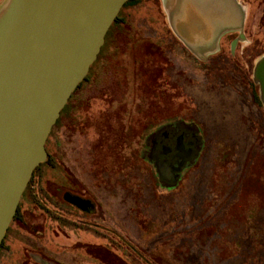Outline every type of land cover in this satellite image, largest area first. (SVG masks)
Returning <instances> with one entry per match:
<instances>
[{"label":"rangeland","instance_id":"rangeland-1","mask_svg":"<svg viewBox=\"0 0 264 264\" xmlns=\"http://www.w3.org/2000/svg\"><path fill=\"white\" fill-rule=\"evenodd\" d=\"M8 1L0 0V12ZM247 2L248 29L241 38L255 41L254 49L234 56L228 50L213 66L201 61V70L184 67L183 72L179 60L169 56V40L163 45L157 32L164 24L157 0L126 5L120 15L126 23L111 30L89 81L73 95L48 138L55 168L50 161L37 169L39 196H48L57 185L78 188L73 183L79 181L93 192L101 183L104 198L120 196L130 174L136 187L129 193L125 189L129 203L119 205L120 222L147 261L264 264V107L252 102V67L264 56V0ZM249 63L247 73L240 72ZM177 79L190 86L189 95L195 91L199 120L209 136L178 186L164 189L155 187L145 164L123 147L140 137L150 116L174 113ZM129 167L134 169L128 174ZM125 255L144 264L138 255ZM104 257L117 258L107 252ZM97 263L89 258L85 264Z\"/></svg>","mask_w":264,"mask_h":264},{"label":"flooded vegetation","instance_id":"flooded-vegetation-1","mask_svg":"<svg viewBox=\"0 0 264 264\" xmlns=\"http://www.w3.org/2000/svg\"><path fill=\"white\" fill-rule=\"evenodd\" d=\"M243 2L249 6L247 0H243ZM249 16L250 6L248 18L242 32L238 30L225 31L221 38V50L211 55L207 60H201L185 51L182 42L178 43L175 38H167L164 24L163 28H160V32L158 30L157 32L163 35V38L160 39L161 41L163 40L161 42L163 45L168 40L175 43L174 46L177 48L171 47L172 53L169 56L179 60L181 72L186 71L185 68L199 71L201 70V61L211 63L213 66L216 60L221 61L223 59L222 57L228 50L231 56H234L237 52L245 54L247 47V51L254 49L256 46L255 41L250 43L249 38L246 40L241 38L243 33L247 35ZM125 23L124 19V21L117 23L113 28L111 25L107 32L105 43L95 62L98 61L104 47L108 43L111 30L116 32ZM169 41L168 44L171 45ZM234 45H236L235 52H232V46ZM173 51L179 52L174 53ZM247 55L250 58L251 52L247 53ZM166 57L169 58L168 55ZM254 62L255 60H253L252 64ZM257 62L252 67V71H254L252 102L259 109V107H264V103L261 98L260 84L255 78ZM250 66L251 63L246 65V68L239 70L246 74ZM91 70L92 66L88 75H90ZM172 76L175 75L172 74ZM243 80L245 82L248 81L244 77ZM194 82L195 80L191 79L188 83L193 85ZM187 85L186 82L184 83V81L181 82L177 79V101L174 113L163 117L150 116L138 135L140 137L136 141L130 142L128 146L123 147V152L127 150L129 155L135 153L138 159L145 164L149 174L155 179V187H163L164 189L177 187L182 180L184 170L190 164L198 161L206 145L205 136H209L208 130L206 129L205 131L203 126L204 123L199 120V104L195 103L193 100L194 96H192L195 91L192 90V94L189 95ZM256 88L258 89L257 91ZM59 119L49 136L54 131ZM47 145L48 140L46 143L48 158L45 162L50 163L51 161L52 166L55 168ZM133 169L134 167H129L128 174ZM36 174L37 169H35L22 195L17 213L4 237L0 248V264H46L45 262L54 264H85L89 258L98 262L97 264H135V261L125 255L126 253L138 255L144 261V264H152L151 260L147 261L145 259L146 254L123 231L124 228L120 222L121 215L119 213L121 209L119 205L121 204L125 207L129 203L128 198L124 194L129 193V190H133L136 187V182L131 179L130 174L128 175V181L123 182L121 186L123 196L113 195L106 198L103 196V187L99 186L102 185L101 183L96 185L97 191L93 192L89 191L87 187L89 185L80 181L73 183L78 188L68 185H57L52 188L48 196H39L41 187L40 183H35L34 181ZM83 188H86L87 191L82 190ZM125 189H127V193ZM111 191L114 190H110L107 193ZM106 199L110 201H105ZM106 204L109 205L110 210L105 207ZM115 206L116 210L113 208ZM117 251L123 253V260ZM104 252H107L108 256L112 254L113 258L117 257V260L107 261L104 257Z\"/></svg>","mask_w":264,"mask_h":264},{"label":"water","instance_id":"water-1","mask_svg":"<svg viewBox=\"0 0 264 264\" xmlns=\"http://www.w3.org/2000/svg\"><path fill=\"white\" fill-rule=\"evenodd\" d=\"M127 1L9 0L0 12V248L54 125ZM255 78L264 103V56Z\"/></svg>","mask_w":264,"mask_h":264},{"label":"crops","instance_id":"crops-1","mask_svg":"<svg viewBox=\"0 0 264 264\" xmlns=\"http://www.w3.org/2000/svg\"><path fill=\"white\" fill-rule=\"evenodd\" d=\"M157 4L164 16L166 37L182 42L185 51L201 60L221 50L225 31H241L249 14L243 0H157Z\"/></svg>","mask_w":264,"mask_h":264},{"label":"trees","instance_id":"trees-1","mask_svg":"<svg viewBox=\"0 0 264 264\" xmlns=\"http://www.w3.org/2000/svg\"><path fill=\"white\" fill-rule=\"evenodd\" d=\"M136 1H137V0H129V1H127V2L125 3V5L122 7V9H123L126 5L136 3ZM122 9H121V10H122ZM120 15H121V11H120L119 15L117 16L116 20L113 22V24H112V28H113L117 23H119V22H121V21H124V18H122ZM95 63H96V62H95ZM95 63H94V64H95ZM94 64L92 65V67L94 66ZM89 78H90L89 75L86 76L85 80L82 81V82L80 83V85L78 86V88L72 93V95H71V97H70L68 103H67L66 106L63 108L61 114H62V113L64 112V110H66V108L69 106V104H70V102H71V100H72V98H73V95L77 92V90H78L83 84H85V82H86L87 80H89ZM42 164H43V163H41L36 169L40 168V166H41Z\"/></svg>","mask_w":264,"mask_h":264}]
</instances>
